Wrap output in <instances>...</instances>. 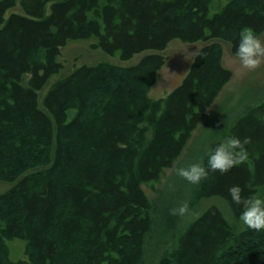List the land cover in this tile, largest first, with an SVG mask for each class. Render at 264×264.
I'll return each mask as SVG.
<instances>
[{"label":"trees","instance_id":"obj_1","mask_svg":"<svg viewBox=\"0 0 264 264\" xmlns=\"http://www.w3.org/2000/svg\"><path fill=\"white\" fill-rule=\"evenodd\" d=\"M244 27L264 33V0H0V179L13 183L0 194V264H57L63 252L64 264H146L154 206L145 186L173 167L233 78L211 42L229 36L235 55ZM78 40L121 61L157 53L126 69L83 65L40 104L63 69V47ZM175 40L209 44L182 83L154 100L160 52ZM229 135L250 138L248 159L209 172L195 197H219L239 219L230 187L264 198V100L208 154ZM38 163L43 171L23 172ZM15 240L25 242L19 260L10 258ZM156 264H264V231H238L212 205Z\"/></svg>","mask_w":264,"mask_h":264},{"label":"rangeland","instance_id":"obj_2","mask_svg":"<svg viewBox=\"0 0 264 264\" xmlns=\"http://www.w3.org/2000/svg\"><path fill=\"white\" fill-rule=\"evenodd\" d=\"M14 11L18 12L19 9H14ZM260 38L264 40V33ZM214 42L220 46L221 61L225 67L232 70L233 78L218 97L207 117L194 132L192 139L173 167L166 170L160 182L153 188L145 186L154 206V225L148 239L146 264H156L162 254L172 246L175 237L212 205L219 207L238 231L242 230L241 222L235 217L226 201L219 197L197 200L195 190L198 185H190L175 173L176 168L188 167L193 163H203L204 165L212 144L223 138L227 129L239 116L264 100V64L255 71H242L232 53V42L229 40V36L211 43ZM208 44L172 41L166 50L160 52L165 57L166 64L159 71L156 84L150 89V97L154 100L165 98L180 85L188 74L197 52ZM90 45L91 41L89 40H78L70 41L63 47L61 56L63 69L52 77L48 85L40 92V104L57 80L70 75L83 65L94 66L108 63L117 69H126L139 64L145 56L157 53L147 51L134 56L129 61H121L100 50H93ZM111 80L105 82L102 87L103 91L109 88ZM42 166V163H38L36 169L25 168L23 172H40L45 169ZM12 185L13 183L0 179V194L8 191ZM263 192L264 188L261 190V193ZM183 202L188 203L189 213L183 217L170 215V210L179 207ZM10 208L14 209V204L10 203ZM9 248L11 259L19 260L24 257V241L10 242ZM67 259H69L68 254L63 252L60 254L57 264H64L63 261Z\"/></svg>","mask_w":264,"mask_h":264},{"label":"clouds","instance_id":"obj_3","mask_svg":"<svg viewBox=\"0 0 264 264\" xmlns=\"http://www.w3.org/2000/svg\"><path fill=\"white\" fill-rule=\"evenodd\" d=\"M235 58L242 71H255L264 64V40L255 34L251 27L241 29ZM250 142V138L241 141L240 138L229 135L208 154L207 167L203 166V163H193L188 167L176 168L175 173L190 185H199L209 177V172L226 174L248 159L246 145ZM229 195L235 205L243 208L239 216L242 230L264 231V198L259 195L244 198L238 185L229 188ZM188 213L187 202L170 210V215L173 216L183 217Z\"/></svg>","mask_w":264,"mask_h":264}]
</instances>
